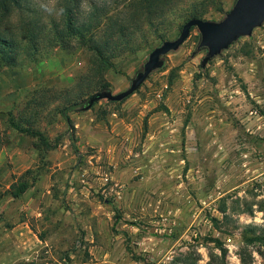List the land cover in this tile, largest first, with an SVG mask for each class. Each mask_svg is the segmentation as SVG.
<instances>
[{
	"label": "rangeland",
	"instance_id": "rangeland-1",
	"mask_svg": "<svg viewBox=\"0 0 264 264\" xmlns=\"http://www.w3.org/2000/svg\"><path fill=\"white\" fill-rule=\"evenodd\" d=\"M110 1L76 0L68 16L71 0H56L59 15L27 0L39 12L14 18L24 32L0 58V264H264L262 241L248 242L264 237V23L212 58L192 29L135 93L68 123L74 102L127 91L199 7L135 13ZM236 2L215 0L205 19ZM94 9L101 53L93 30H78L97 25ZM23 181L28 196L14 200ZM22 223L24 243L12 234Z\"/></svg>",
	"mask_w": 264,
	"mask_h": 264
},
{
	"label": "trees",
	"instance_id": "trees-1",
	"mask_svg": "<svg viewBox=\"0 0 264 264\" xmlns=\"http://www.w3.org/2000/svg\"><path fill=\"white\" fill-rule=\"evenodd\" d=\"M76 0H71L70 5L66 6L65 12L68 16H71L74 12V9L76 8L75 4ZM178 0H111L110 5L113 6L115 5L116 10H119V8L123 5H126L124 7L127 8H133L134 12L136 13L137 10L141 9V11L144 12H149L151 9L158 10L164 7L171 8L174 5H176ZM215 0H199V7H195L196 11L193 12V17L198 18V19H205V16L207 15V11L205 10V7L209 4L214 3ZM136 10V11H135ZM94 13L90 18L94 20V22L97 23L96 26L94 25H87L83 24L82 26L78 27L79 30V36H83V30H87L88 28L93 30V35L90 40L92 50H96L97 52H102L103 51V43L99 38H97L95 33L97 31L101 30L102 24L99 22V17H98V9H94ZM39 12L38 7H32L27 0H0V58L6 62L9 59V56L17 50L19 44H18V39L19 36H21L20 31H23L25 25H22V27L19 29V33H15L12 30V23L14 21V18L18 17L20 20H24L23 17L25 15L27 16H33ZM121 15H118L117 18L114 20L115 25H118L119 29L122 28L121 26V21L119 20ZM193 18V19H194ZM18 19V21H19ZM206 20V19H205ZM51 22L53 23V20L51 18ZM39 23V22H37ZM44 23H40L39 26L44 27ZM24 26V27H23ZM38 26V25H37ZM24 32V31H23ZM26 32V30H25ZM76 32V30L74 31ZM24 34V33H22ZM26 34V33H25ZM27 36L31 39H33L35 36L33 33L27 34ZM34 36V37H33ZM27 37V38H28ZM35 45V44H34ZM104 92L108 91H102L98 93H94L92 95H89L85 99H82L80 101L74 102L72 105L66 107L61 111V115L63 118L66 119L68 123H71V119L69 117V114L71 112H76V113H81V112H86L95 107L98 103L101 101L105 100V98L101 97V94ZM12 127L14 130L20 132V133H27L31 136H35L33 131H27L24 129H21L18 124L11 122ZM40 140L45 141L44 137L40 136ZM1 141V139H0ZM46 142V141H45ZM1 143V142H0ZM30 188V183L27 181L20 182L18 185H13L12 186V197L17 200L20 199ZM250 243H253L254 241H262V244H264V237L261 236H256L255 238L248 239ZM213 242H216L218 246L221 248V243L218 239H214Z\"/></svg>",
	"mask_w": 264,
	"mask_h": 264
},
{
	"label": "water",
	"instance_id": "water-1",
	"mask_svg": "<svg viewBox=\"0 0 264 264\" xmlns=\"http://www.w3.org/2000/svg\"><path fill=\"white\" fill-rule=\"evenodd\" d=\"M264 23V0H237L226 18L220 22L194 18L182 28L180 36L174 41H167L155 49L139 73L132 81L130 88L114 95L111 91L104 92L101 97L110 101H123L135 93L162 64V58L177 51L189 38L192 29L197 28L201 34L200 48L208 49V58L219 55L233 42L242 36H251L254 29Z\"/></svg>",
	"mask_w": 264,
	"mask_h": 264
},
{
	"label": "crops",
	"instance_id": "crops-1",
	"mask_svg": "<svg viewBox=\"0 0 264 264\" xmlns=\"http://www.w3.org/2000/svg\"><path fill=\"white\" fill-rule=\"evenodd\" d=\"M24 200L23 201H25V199L27 198V194L25 193L24 195ZM22 196V197H23ZM21 197V198H22ZM20 198V199H21ZM14 199V198H13ZM20 199H18V200H20ZM15 200V199H14ZM15 206H17V204H12V205H10V206H8L9 207V210H8V212H10V211H12V210H16V208L17 207H15ZM7 207V208H8ZM22 208H24V207H22ZM8 214V213H7ZM11 216H14V215H11ZM25 229H27V224H25V223H22V224H18V225H16L14 228H13V230H12V234H14L16 237H17V239H19L20 241H21V243H24V239H25V237H27L28 236V231L27 230H25Z\"/></svg>",
	"mask_w": 264,
	"mask_h": 264
},
{
	"label": "clouds",
	"instance_id": "clouds-1",
	"mask_svg": "<svg viewBox=\"0 0 264 264\" xmlns=\"http://www.w3.org/2000/svg\"><path fill=\"white\" fill-rule=\"evenodd\" d=\"M38 6L48 15H59L64 12L63 8L57 10L56 0H38Z\"/></svg>",
	"mask_w": 264,
	"mask_h": 264
}]
</instances>
